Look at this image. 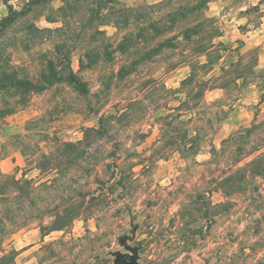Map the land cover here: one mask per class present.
Returning <instances> with one entry per match:
<instances>
[{"label":"rangeland","instance_id":"obj_1","mask_svg":"<svg viewBox=\"0 0 264 264\" xmlns=\"http://www.w3.org/2000/svg\"><path fill=\"white\" fill-rule=\"evenodd\" d=\"M192 2L0 0V21L15 12L0 28V70L37 79L47 59L68 52L88 89L53 83L0 117V218L15 222L0 256L113 264L112 252H128L126 236L138 264H264V0H210L201 17L171 19ZM153 21L170 29L155 35ZM211 44L215 64L197 71L207 89L196 96L197 80L179 92ZM86 52L95 63L80 68ZM186 93L183 122L164 120ZM19 99L0 92V106ZM100 121L102 137L89 131ZM258 122L241 146L223 145ZM184 130L199 138L187 152L169 144Z\"/></svg>","mask_w":264,"mask_h":264},{"label":"trees","instance_id":"obj_2","mask_svg":"<svg viewBox=\"0 0 264 264\" xmlns=\"http://www.w3.org/2000/svg\"><path fill=\"white\" fill-rule=\"evenodd\" d=\"M208 1L210 0H197V2H194V3L192 2L186 5L179 6L175 12L170 14V17L172 20L174 19L176 20L177 18L182 19L192 14H198V16L201 17L202 13L200 12V10L206 5ZM153 5H156V3L152 5H148V6H153ZM135 11L132 10L124 15L126 22L134 19L133 14L135 13ZM14 13L13 12L10 13L9 16H7L6 18L0 21V28L5 27L12 22V20L14 19ZM149 25H150V29H154L155 35H161L170 29V27L168 26L167 27L163 26V28L158 26L156 21H153V23H150ZM171 27H173V25ZM55 30L59 31L60 29L56 28ZM39 31L45 33V32H51L52 30L50 28H43V29H39ZM197 33H198V30L196 29L195 25L189 26L185 28L184 30V38L190 39L191 35H195ZM166 40L168 41L169 38H167ZM167 41H161L158 44V47H162V44H165ZM210 47H213V44H211L210 46H208L207 48L203 50L206 53L205 62H200L197 60L191 62L192 71L186 78L182 80L181 87L178 90L179 92H183L182 89L186 87V85H190L194 81L198 80L197 85L199 84L198 86L199 88L196 91L195 95L196 96L199 95L198 97H200V94L203 95L204 91L207 89L206 85H207L208 79H205V78L198 79L197 71L202 70V73L205 74L208 71H211L213 65L215 64L214 60L207 57L208 49ZM63 48H64L63 44H60V43L55 44L54 54L57 55L59 53H62L60 51ZM83 56L86 57L87 63L84 64V60L82 58L80 60V68L89 67L90 63L91 64L95 63L93 57H91L89 53L86 52L83 54ZM132 67L133 66H131L130 68H123L119 72V76L121 77L122 75H127L128 73H130L133 69ZM221 70L223 71V68ZM237 77L239 78V76ZM60 82L67 83L74 90L80 92V94L82 95H86L88 92L86 83L82 81L81 77L76 72H74L73 69L71 68L70 57L68 55V52H64L62 58L59 61L55 58L47 59L44 65V68L39 73L37 79H32L29 76L19 77L17 75V72L13 70L11 71L0 70V92H4V93L9 92L10 95L18 94L20 96V99L16 100L15 105L9 104L7 102H3V100H1L2 106H0V117H4L5 115L11 113L15 109L16 105H19L21 103L23 104L26 96L29 95L30 93L45 90L48 88L49 85L53 83H60ZM185 97H186L185 99L179 100V104L177 106H174L170 109L171 112H169L167 115L164 116V120L167 121L170 117L172 119H176L178 122H183L180 119V117L182 116L181 107H183L184 105L188 106L187 98L189 97V94L186 93ZM262 124L263 122H258V123L252 124L249 127L244 128L243 130L237 132L236 134L231 135L227 140H223L222 142L223 145L236 142L237 146H241L240 142L247 141L250 134L256 128L260 127ZM89 131L95 134H98V136L100 137L104 136L105 133L103 130V121L99 122L98 127L90 128ZM198 139L199 138L196 135L188 134V131L184 130L182 136H180V139L176 142L177 144L175 143V140L174 141L171 140L169 144H171L173 147H177L176 149L179 151L187 152L189 150L196 148V146H198L197 145ZM212 149L215 151L214 147H212ZM239 149L241 150L242 148L240 147ZM262 160H263V156L260 155L254 158L253 160H251L250 162H248V164H253V162L259 163ZM0 176L8 178V175L3 174V173H0ZM10 180L13 183H16V184L18 183L17 180H15L14 176L10 177ZM229 183L232 184V181L230 180L227 181V179L224 181V183H222V189L225 194L227 193L229 194L230 190L232 189ZM5 212H7V214L5 215L10 214L12 219L14 218L12 214L15 212V210L13 208H9L8 206ZM10 223L12 222H9V216H5V217L3 215L1 216L0 218V243H1L3 235L11 231L12 227H14L15 222L13 224H10ZM10 225L12 227H10ZM0 264H15V263H14L13 258L2 255L0 256Z\"/></svg>","mask_w":264,"mask_h":264},{"label":"water","instance_id":"obj_3","mask_svg":"<svg viewBox=\"0 0 264 264\" xmlns=\"http://www.w3.org/2000/svg\"><path fill=\"white\" fill-rule=\"evenodd\" d=\"M126 239V236L120 237V243L128 252H121L119 250L112 252L114 255L113 264H138V248L126 244Z\"/></svg>","mask_w":264,"mask_h":264},{"label":"flooded vegetation","instance_id":"obj_4","mask_svg":"<svg viewBox=\"0 0 264 264\" xmlns=\"http://www.w3.org/2000/svg\"><path fill=\"white\" fill-rule=\"evenodd\" d=\"M127 258V257H126Z\"/></svg>","mask_w":264,"mask_h":264}]
</instances>
